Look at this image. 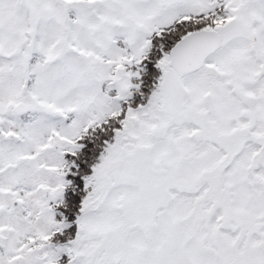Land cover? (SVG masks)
<instances>
[{
    "label": "snow or ice",
    "instance_id": "6c2138e0",
    "mask_svg": "<svg viewBox=\"0 0 264 264\" xmlns=\"http://www.w3.org/2000/svg\"><path fill=\"white\" fill-rule=\"evenodd\" d=\"M0 264H264V0H0Z\"/></svg>",
    "mask_w": 264,
    "mask_h": 264
}]
</instances>
